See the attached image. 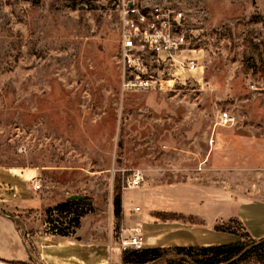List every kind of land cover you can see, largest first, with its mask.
<instances>
[{
    "label": "rangeland",
    "instance_id": "1",
    "mask_svg": "<svg viewBox=\"0 0 264 264\" xmlns=\"http://www.w3.org/2000/svg\"><path fill=\"white\" fill-rule=\"evenodd\" d=\"M116 2L0 0V169L19 178L0 193L21 198H0V215L42 231L0 232V259L125 264L123 240L145 218L160 229L145 248L197 244L233 220L264 233V216L234 217L264 206V0H167L198 29L204 72L145 91L122 90ZM72 194L92 210L72 234L52 232L47 209Z\"/></svg>",
    "mask_w": 264,
    "mask_h": 264
},
{
    "label": "built area",
    "instance_id": "2",
    "mask_svg": "<svg viewBox=\"0 0 264 264\" xmlns=\"http://www.w3.org/2000/svg\"><path fill=\"white\" fill-rule=\"evenodd\" d=\"M116 10L120 42L117 58L123 91L175 87L180 78L191 80L197 74L202 76L205 66L197 53L204 48L194 45L201 40L200 33L189 24L187 12L167 0H117ZM149 62L155 63L156 75L149 70ZM223 116L231 119L228 112ZM143 180L141 172H134L128 177V185L138 187ZM36 181L34 187L40 189V179ZM135 210L140 211V207ZM145 245L143 232L137 230L123 240L121 248L141 249ZM0 264L39 263L0 259Z\"/></svg>",
    "mask_w": 264,
    "mask_h": 264
},
{
    "label": "trees",
    "instance_id": "3",
    "mask_svg": "<svg viewBox=\"0 0 264 264\" xmlns=\"http://www.w3.org/2000/svg\"><path fill=\"white\" fill-rule=\"evenodd\" d=\"M38 5L41 0H31ZM93 208L87 196L80 199L64 200L47 209V222L52 232L68 236L81 225V218ZM53 212L63 215V219L51 218ZM114 215L122 217V194L116 191L114 198ZM236 223V224H235ZM239 220L216 225L215 230L228 232L236 236V240L227 243L209 245L192 244L188 246L148 247L124 250L125 264H148L157 260H168L172 264H264V236L254 237L246 228H238Z\"/></svg>",
    "mask_w": 264,
    "mask_h": 264
},
{
    "label": "crops",
    "instance_id": "4",
    "mask_svg": "<svg viewBox=\"0 0 264 264\" xmlns=\"http://www.w3.org/2000/svg\"><path fill=\"white\" fill-rule=\"evenodd\" d=\"M34 181L37 180V173L32 174L30 176ZM19 178H17L15 175L11 174L9 171L0 169V184H2L3 187H0V191H4V189H13L15 187H18ZM34 181L32 182L34 184ZM1 186V185H0ZM27 196H25L26 198ZM1 201L5 202L6 204L15 205L17 202H20V196H13L9 198V195L6 193L1 192L0 193ZM24 198V199H25ZM254 203V202H252ZM250 205L249 207H245L244 209L247 211L246 213H241L240 211L236 212L234 217H238V219L242 221H246L248 219H252V217L257 216H264V206L258 204L257 202L254 204H247ZM19 214V213H18ZM1 219V229L0 232H42L39 230L41 228V225L38 224V221H36L32 216L31 217H20L19 215H14L13 217H5L4 215H0ZM245 223V222H244ZM136 224V223H135ZM132 225V223H131ZM137 229L140 230L145 234V232L154 233V236H149L153 238H157V232L160 229L158 228V225H153V223L150 222L149 218H145L141 223L140 226ZM250 230V228H248ZM153 231V232H151ZM205 235H207L208 240L201 241L197 244L200 245H209V244H216V243H227L232 242L236 240V236L234 234L228 233V232H203ZM264 236V233H260L259 235L255 237H262ZM45 256V255H44Z\"/></svg>",
    "mask_w": 264,
    "mask_h": 264
},
{
    "label": "water",
    "instance_id": "5",
    "mask_svg": "<svg viewBox=\"0 0 264 264\" xmlns=\"http://www.w3.org/2000/svg\"><path fill=\"white\" fill-rule=\"evenodd\" d=\"M85 196L82 194H72L70 196L67 197V200H74V199H80V198H84Z\"/></svg>",
    "mask_w": 264,
    "mask_h": 264
}]
</instances>
